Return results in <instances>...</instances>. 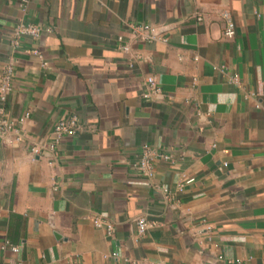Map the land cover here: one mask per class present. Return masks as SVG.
Instances as JSON below:
<instances>
[{
  "label": "crops",
  "instance_id": "1",
  "mask_svg": "<svg viewBox=\"0 0 264 264\" xmlns=\"http://www.w3.org/2000/svg\"><path fill=\"white\" fill-rule=\"evenodd\" d=\"M9 60L7 114L29 115L0 146V264H264V0H0ZM143 144L169 155L150 178Z\"/></svg>",
  "mask_w": 264,
  "mask_h": 264
},
{
  "label": "built area",
  "instance_id": "2",
  "mask_svg": "<svg viewBox=\"0 0 264 264\" xmlns=\"http://www.w3.org/2000/svg\"><path fill=\"white\" fill-rule=\"evenodd\" d=\"M25 1V0H23ZM221 16L224 21L222 35L225 39H230L234 36L235 26L230 16V13L227 10H224L221 13ZM198 19H201L198 16ZM130 28L142 40H165L160 37L158 33L148 24L146 23H130ZM39 28L36 25L19 23L13 29V35L15 37V44L18 43V38L22 35H31L32 37H36L39 34ZM122 49L127 51V45L122 46ZM30 52L33 54H38L39 50L31 49ZM43 65L45 62L42 63ZM131 65V63H129ZM14 72V62L9 60L5 63L2 73L0 76V146L2 145H12L21 140V126L26 118H28L29 113L25 112L23 115L18 117H10L7 114L6 108V98L7 94L12 88V77ZM146 85L148 87L149 92H145L143 97H148L151 93H158L160 88L157 86L155 79L153 76L146 77ZM79 120L76 114H70L63 117H60L54 124L52 129V135L55 139L56 143H59L65 137H71L75 135L77 130L79 129ZM32 153H38V149L36 146H31L30 148ZM141 158L140 165L146 166L147 170H145V174L148 178L153 176L152 172V160L158 156L162 159H168L169 155L165 153H160L152 150L148 147V145L143 144L140 146ZM184 181V182H183ZM182 182L179 183V189L182 188L184 183H189L193 181V178H186ZM92 222L96 227H103L106 230V233L110 235L113 231V224L106 218L101 216H95L92 218ZM136 228L138 234H143L148 228L154 226V222L148 220L144 216H139L136 218ZM7 245L11 247L13 251L17 250L16 245H12L8 240L5 241Z\"/></svg>",
  "mask_w": 264,
  "mask_h": 264
}]
</instances>
